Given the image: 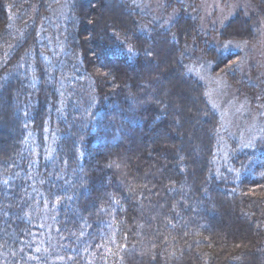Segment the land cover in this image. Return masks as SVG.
<instances>
[{"label":"trees","instance_id":"1","mask_svg":"<svg viewBox=\"0 0 264 264\" xmlns=\"http://www.w3.org/2000/svg\"><path fill=\"white\" fill-rule=\"evenodd\" d=\"M167 2L0 0V264H264V139L218 162L190 42L252 91Z\"/></svg>","mask_w":264,"mask_h":264},{"label":"rangeland","instance_id":"2","mask_svg":"<svg viewBox=\"0 0 264 264\" xmlns=\"http://www.w3.org/2000/svg\"><path fill=\"white\" fill-rule=\"evenodd\" d=\"M135 1L154 19L161 17L163 8L169 2ZM178 1L195 16L205 46L213 45L222 51L231 49L236 53L229 61L233 63L231 73L234 74L230 77L236 79L237 84L248 85L249 92L252 91L253 98L244 92V87L230 83L220 73H213L207 57H204V49L191 51L197 39L190 42L187 48V55L193 57L188 62L190 73L203 82L207 98L220 116V162L228 156L230 140L244 146L259 137L264 139V0ZM48 226H51L49 222ZM47 230L50 228L47 227Z\"/></svg>","mask_w":264,"mask_h":264},{"label":"snow or ice","instance_id":"3","mask_svg":"<svg viewBox=\"0 0 264 264\" xmlns=\"http://www.w3.org/2000/svg\"><path fill=\"white\" fill-rule=\"evenodd\" d=\"M129 51H131V49H129Z\"/></svg>","mask_w":264,"mask_h":264}]
</instances>
